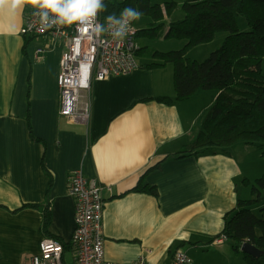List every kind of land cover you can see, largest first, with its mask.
I'll list each match as a JSON object with an SVG mask.
<instances>
[{"label":"crops","instance_id":"1","mask_svg":"<svg viewBox=\"0 0 264 264\" xmlns=\"http://www.w3.org/2000/svg\"><path fill=\"white\" fill-rule=\"evenodd\" d=\"M31 6L0 10V264H31L45 238L69 244L75 230L69 179L78 170L103 186L107 261L132 264L147 254L149 264H171L183 250L192 264H246L221 234L239 200L253 198L250 183L264 173V150L240 142L176 158L199 133L218 92L200 91L173 106L156 101L176 97L175 67L148 68L158 62L151 52L160 50L151 47L154 39L141 38L139 52L147 49L137 55L140 67L94 81L89 126L70 124L58 113L65 42L24 33ZM183 17H167L161 31ZM205 46L190 50L188 58L197 61L191 53ZM39 48L46 49V62L37 60ZM165 158L143 182L157 188L158 196L132 192ZM31 205H48L46 230L42 212Z\"/></svg>","mask_w":264,"mask_h":264},{"label":"trees","instance_id":"2","mask_svg":"<svg viewBox=\"0 0 264 264\" xmlns=\"http://www.w3.org/2000/svg\"><path fill=\"white\" fill-rule=\"evenodd\" d=\"M103 2L107 6L101 12L103 21L109 14L119 16L127 7L152 19V26L139 30L137 39H155L165 27L167 17L178 12L184 15L183 19L169 25L164 38L184 40L185 46L170 52H151V57L158 62L149 64L148 68L168 64L175 67L176 97H161L156 101L173 106L195 98L200 91H217L218 96L195 139L177 153L176 158L198 157L207 149H228L240 142L264 150V0H189L164 5L155 4L154 0ZM240 17L247 18V30L239 27ZM220 33L227 34L224 42L205 61L188 58L190 50L210 44ZM33 38H26V45ZM167 160L150 167L132 192L158 196L157 188L143 182ZM250 186L253 198L239 200L237 208L226 215L221 236L232 242L234 252L247 264H264V255L254 258L241 250L243 244L250 243L264 252V174ZM30 207L40 209L46 230L50 223L48 205ZM258 231L262 234L258 235ZM63 244L68 251L70 247Z\"/></svg>","mask_w":264,"mask_h":264},{"label":"built area","instance_id":"3","mask_svg":"<svg viewBox=\"0 0 264 264\" xmlns=\"http://www.w3.org/2000/svg\"><path fill=\"white\" fill-rule=\"evenodd\" d=\"M37 12L38 8L31 6L24 33L35 37L47 36L53 44L65 42L66 49L59 62L58 113L70 124L89 126L93 82L128 75L140 67L135 21L129 34L116 41L107 33L97 37L90 30L85 32L78 24L44 27L41 30L43 26L39 15L35 14ZM97 19L105 23L101 12ZM45 50L37 49L38 61H47ZM69 192L75 200V230L67 245L73 252L74 264H117L107 261L105 254L103 186L78 170L69 179ZM65 255L64 244L60 240L45 238L31 264H66ZM132 264H149L147 254L141 255ZM171 264H192V259L185 251L178 250Z\"/></svg>","mask_w":264,"mask_h":264},{"label":"clouds","instance_id":"4","mask_svg":"<svg viewBox=\"0 0 264 264\" xmlns=\"http://www.w3.org/2000/svg\"><path fill=\"white\" fill-rule=\"evenodd\" d=\"M25 3L38 8L40 23L44 27L71 26L78 24L85 32L89 30L97 37L107 33L113 40H123L131 31L133 21H138L141 12L127 7L119 16L109 14L105 23L98 21V14L106 10L103 0H0V10L16 13Z\"/></svg>","mask_w":264,"mask_h":264},{"label":"rangeland","instance_id":"5","mask_svg":"<svg viewBox=\"0 0 264 264\" xmlns=\"http://www.w3.org/2000/svg\"><path fill=\"white\" fill-rule=\"evenodd\" d=\"M154 1H156V0H154ZM159 1L161 2V0H159ZM149 21H152L151 18L149 19L148 17H140V19L138 21H136L135 25L140 30L147 29V28H150L147 24ZM238 24L242 30L248 29V26H247L248 21H247L246 17H240L238 20ZM165 32L166 31L163 30L159 33V35L154 39V41L152 43H150L151 47L159 49L160 51H165V50L169 51V49L172 48V45H176L178 47L184 46V44H183L184 42H181L178 39L165 40L163 38V35L165 34ZM226 36H227V34H225V33L218 34L216 39L213 42H211L210 44H207L208 46L201 47L200 49L194 50L191 53V57L193 59H197V61H199V62L205 61L210 56V54L212 52L216 51L217 49H219L221 47ZM182 44H183V46H182ZM193 49H195V48H193ZM139 61H142V60H139ZM263 70H264V61H263ZM262 154H264V152ZM262 163H264V162H262ZM67 252H68V254L65 256L66 264H74V256H73L72 250L69 249Z\"/></svg>","mask_w":264,"mask_h":264},{"label":"water","instance_id":"6","mask_svg":"<svg viewBox=\"0 0 264 264\" xmlns=\"http://www.w3.org/2000/svg\"><path fill=\"white\" fill-rule=\"evenodd\" d=\"M241 250L242 252L253 256L254 258H260L264 255L263 251L259 250L257 247H255L254 245L250 243L243 244Z\"/></svg>","mask_w":264,"mask_h":264}]
</instances>
